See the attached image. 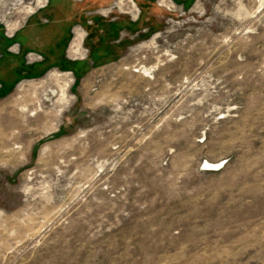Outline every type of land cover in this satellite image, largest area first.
<instances>
[{
    "label": "rangeland",
    "instance_id": "1",
    "mask_svg": "<svg viewBox=\"0 0 264 264\" xmlns=\"http://www.w3.org/2000/svg\"><path fill=\"white\" fill-rule=\"evenodd\" d=\"M0 138V264H264V0H0Z\"/></svg>",
    "mask_w": 264,
    "mask_h": 264
},
{
    "label": "bare ground",
    "instance_id": "2",
    "mask_svg": "<svg viewBox=\"0 0 264 264\" xmlns=\"http://www.w3.org/2000/svg\"><path fill=\"white\" fill-rule=\"evenodd\" d=\"M23 113H24V112H23ZM10 125H11V124H10ZM18 125H22V124H19V123H18ZM13 138H14V139H17V138H18V134H15V135L13 136ZM0 139H1V138H0ZM6 139H7V138H6ZM218 164H219V163H218ZM218 164H217V165H218ZM208 166H209V165H208ZM218 166H219V165H218ZM218 166H216V167H218ZM209 167L211 168V166H209Z\"/></svg>",
    "mask_w": 264,
    "mask_h": 264
}]
</instances>
